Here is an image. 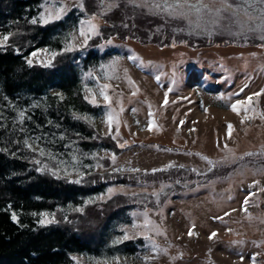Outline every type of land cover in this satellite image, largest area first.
<instances>
[{
	"label": "rangeland",
	"instance_id": "obj_1",
	"mask_svg": "<svg viewBox=\"0 0 264 264\" xmlns=\"http://www.w3.org/2000/svg\"><path fill=\"white\" fill-rule=\"evenodd\" d=\"M41 1L39 19L63 9L59 19H65L66 25L57 37L65 44L64 51L70 44L71 51L86 47L79 36L81 22L92 20L99 33L105 24L102 16L116 6V0H105L103 14L76 21L81 0ZM127 2L139 13L153 15L165 23L183 21L180 24L188 33L183 35H193L200 43L191 46L176 42V38L167 45L132 37L101 41L97 49L102 54L111 51V55L81 76V90L86 103L100 108L96 116L88 117L96 135L115 142L118 154L100 149L93 165L73 167L70 176L79 181L93 170L100 174L145 173L170 167L191 171L174 170L171 175L141 184H112L103 193L87 197L85 202L95 214L111 210L113 207L104 205L115 198L122 208L117 203L113 210L126 208L108 224L97 254L72 258L75 264H116L117 259L119 264H146V259L147 264H257L264 251V191L260 190L264 188V119L260 118L264 95L254 98L255 115L249 113L253 118L244 123L243 113L236 115L230 105L264 90V39L261 31L250 30L261 23L257 10L260 7L248 9L252 20L241 11L237 23V18L227 12L218 18L189 8L197 0H188L179 10L187 18L169 16L153 6L155 0ZM204 3L220 7L212 0ZM213 20H218V25L214 26ZM160 29L156 28L157 34ZM33 53L36 56L31 54L26 62L31 59L32 64L42 65V61L50 63L53 57L45 48ZM130 56L139 59L133 61ZM104 85H108L110 103L100 94ZM169 88L172 91L165 106ZM50 94L60 92L52 90ZM228 124L233 125L230 139ZM225 144L235 158L226 152ZM202 157L217 162L216 166ZM173 181L176 188L165 192L162 199ZM256 181L259 183L250 188ZM146 217L158 226L161 235L151 231L150 226L142 227ZM41 219L52 220L49 215ZM212 233L216 235L210 239ZM125 234L130 238L123 240ZM138 238L143 243L131 252L126 243Z\"/></svg>",
	"mask_w": 264,
	"mask_h": 264
},
{
	"label": "trees",
	"instance_id": "obj_2",
	"mask_svg": "<svg viewBox=\"0 0 264 264\" xmlns=\"http://www.w3.org/2000/svg\"><path fill=\"white\" fill-rule=\"evenodd\" d=\"M41 4V0H0V37L9 36L0 47V264H75L73 255L97 254L108 224L126 207L113 210L117 203L122 208L115 198L104 205L113 207L111 210L95 214L85 202L87 197L103 193L112 184H141L174 170L191 171L170 167L100 174L93 170L79 183L69 173L73 167L93 165L100 149L118 154L115 142L96 135L88 117L96 116L100 108L86 103L81 90V76L111 55V51L102 54L97 49L101 41L132 37L167 45L176 38L191 46L200 43L193 35H183L187 31L180 23L184 22L166 19L165 23L139 13L127 0H116L113 10L102 16L105 24L99 34L86 47L64 51L57 33L66 25L65 19L43 23L39 19ZM104 4L105 0H81L75 20L103 14ZM158 27L164 39L155 31ZM44 48L56 53L50 66H29L25 59ZM52 90L60 95L50 94ZM174 182L162 199L176 188ZM43 213L53 222L39 223ZM142 243L138 238L126 246L135 252ZM259 257L256 263L264 264V251Z\"/></svg>",
	"mask_w": 264,
	"mask_h": 264
},
{
	"label": "snow or ice",
	"instance_id": "obj_3",
	"mask_svg": "<svg viewBox=\"0 0 264 264\" xmlns=\"http://www.w3.org/2000/svg\"><path fill=\"white\" fill-rule=\"evenodd\" d=\"M219 3L220 7L218 8H213L212 6H210L209 4L204 3V0H197V4H189V8H194L196 10L197 13L200 12H204L206 11L208 13L209 16L212 17H218V18H223L221 17V13L227 12L230 14V16L232 17H236L237 18V23H239V19H238V15L239 13H241V11H243V14L248 16L249 20L254 19L250 13L248 12L249 8H256V5H261V7L259 9H257L260 13L259 19L261 20V23L258 24L256 26V29H250L251 31H261L262 35H261V39H264V0H237V2L234 4L233 2H231V0H212V4H216ZM185 4H188V0H172V2H170V0H155L154 2V7L157 9H163L164 11H166L168 13L169 16H173V17H183V18H187V14L183 13L181 11H179L180 9H183ZM63 12V9H61L59 12H57L55 15H52L51 13H49L47 16L42 15L40 17V19L43 21V23L47 24L49 22H51L52 20L55 19H59L61 13ZM93 19H95L93 17ZM33 24L37 23V21L34 19L31 21ZM190 26H191V21L189 22ZM213 25H218V20H213L212 21ZM86 24V27L84 26ZM81 28L79 29V36L82 38V42L83 44L86 46L88 43V40L90 39V36L93 34H99L98 33V29L97 26L92 23V20H89L87 22L82 21L81 22ZM197 27H199V25H197ZM244 25H241V28H243ZM208 34H211V31L208 30ZM9 36L8 35H4L2 37H0V47H4L6 42L8 41ZM73 49V45H69L65 50L66 51H71ZM56 53H53V56H55ZM32 56H36V53H32ZM129 59L136 61L139 58L135 57V56H130ZM27 63L29 64V66H32V60L28 59ZM42 66H50L49 63L47 62H41ZM141 65L143 64V61L140 62ZM157 81H159V76L156 77ZM129 83H133L131 80H129ZM108 88V85H104V87L100 90V94L103 97V99L106 102H111V99L109 97V95H107L106 93V89ZM243 88L240 90V92H243ZM172 89L169 88L167 89L166 93H165V99H164V105L166 106L168 104V93L171 92ZM135 94V93H133ZM240 93H235V95H239ZM261 95H264V90L260 91V92H256L253 93L252 95L247 96L245 99H241V100H236L235 102L231 103L230 108L231 111L233 113H235L236 115H241V113H243V117L241 120V123H244V121L250 120L253 118V116L255 115V105H254V98L255 97H259ZM93 102V101H90ZM205 111H207V109H205ZM249 113H252L253 116H250ZM151 115V114H150ZM21 118L24 117V113L21 112L20 113ZM260 118L264 119V113L260 114ZM181 123H183V121H181ZM109 127L111 128V117L109 118ZM227 137L230 139L232 137V131H233V125L232 124H228L227 125ZM25 144H27V141H25ZM29 147H31L29 145ZM224 149L226 150V152L232 156L233 158H235L234 153L232 151V149L228 148V145L225 144L224 145ZM41 155H43V150H41ZM246 155L248 156H252L254 155L253 153H246ZM202 159L206 160L207 163L209 165H211L212 167L216 166L217 162H213L212 160H209L207 157H202ZM227 159V157H226ZM239 159H243V157H239ZM38 163V161H37ZM222 163V162H221ZM77 183H79V181H76ZM259 181L254 182L252 185H250L249 187H255L256 184H258ZM261 191H264V188L260 189ZM110 192L112 191L111 189L109 190ZM249 196L254 195V193H249ZM244 205L247 206L248 205V198L246 197V199L244 200ZM245 211H247V207H245L244 209ZM77 211H82V209H77ZM43 217H47L48 213H43L41 214ZM225 215H230V213H225ZM12 219L14 221H16V216L15 214H13ZM217 219H223V217H217ZM53 222L52 220H44L41 219L39 221V223H41L42 225L46 224V223H50ZM150 226V230L153 231L156 235H161L162 233L160 232L159 228L157 225H155L151 220H148L147 217L145 218L144 221V225L142 227H144L145 229H149ZM192 233L189 232V235H191ZM216 235V233H212V235L209 237L210 239L212 237H214ZM129 235L125 234L123 236V240H127L129 239ZM145 239H150V237L145 236ZM153 248L155 249V245L153 244ZM255 258L253 257V260ZM116 264H119V261L117 259ZM146 264H147V259H146Z\"/></svg>",
	"mask_w": 264,
	"mask_h": 264
},
{
	"label": "water",
	"instance_id": "obj_4",
	"mask_svg": "<svg viewBox=\"0 0 264 264\" xmlns=\"http://www.w3.org/2000/svg\"><path fill=\"white\" fill-rule=\"evenodd\" d=\"M262 206V208H264V205H261ZM259 259V258H258Z\"/></svg>",
	"mask_w": 264,
	"mask_h": 264
}]
</instances>
